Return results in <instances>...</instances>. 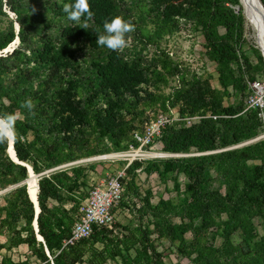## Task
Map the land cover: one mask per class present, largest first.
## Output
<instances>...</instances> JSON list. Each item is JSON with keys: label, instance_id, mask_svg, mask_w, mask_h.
Wrapping results in <instances>:
<instances>
[{"label": "trees", "instance_id": "16d2710c", "mask_svg": "<svg viewBox=\"0 0 264 264\" xmlns=\"http://www.w3.org/2000/svg\"><path fill=\"white\" fill-rule=\"evenodd\" d=\"M156 1L154 15L164 27H171L175 17L192 18L201 25L210 59L219 67L221 86L242 89L243 65L264 72V61L257 48H253L256 64L242 55V62L233 66V61L239 58L237 45L246 18L240 0ZM65 2L68 0H0V15H6V9L9 10L19 25L18 31L12 30L11 26L6 32H0V114H21L15 125L13 148L17 158L30 165L37 174L62 161L57 151L59 145L65 144L63 137L49 139L75 128H91L97 139H106L114 149H120L135 127L126 119L127 114L138 106L140 91L155 96L148 90L150 78L160 74L159 70L145 67L139 59L128 58L108 48L104 51L96 44L95 30L102 31L105 19L119 15L117 0H89L94 17L88 21V29L81 28L83 21L76 24L67 19L61 7ZM260 2L264 6V0ZM237 3L242 9L236 11L228 5ZM219 26L224 28V36L219 34ZM17 38L15 47L3 51ZM84 47L96 50L97 54L80 65L76 51ZM248 78L253 80L254 76L248 74ZM81 89L86 92L84 98L80 96ZM28 98L35 105L30 112L21 107ZM167 101L170 105H178L181 117L200 116L198 121L190 124L181 120L166 121L159 127L158 135L165 152L192 150L197 153L163 161L162 172L175 169L187 179L184 194H189L190 198L180 206L183 217L179 223L169 216L175 211L170 200L160 198L152 204L150 188L140 197V210L151 213L157 231L176 241L180 253L195 254L192 264H264V234L254 240L255 229L242 226L244 213L264 222V139L230 148L256 136L264 122V106L262 118L259 108L246 109L241 104L225 106L208 84L198 80L179 84L161 102L163 109H166ZM30 134L33 135L31 140ZM80 141L77 138L69 143L68 151L75 152ZM7 147L8 142L0 144L1 188L18 184L28 177L27 167L13 162L6 152ZM71 152H66V159H73ZM249 160L259 162L248 165ZM142 163V160L134 159L126 167L130 174L127 188L132 189L133 196H139L134 171ZM211 170L217 173L220 184L235 183L237 186L233 221L223 226L221 247L213 245L215 235L209 230L216 225L219 214L205 176ZM28 184L17 185L4 194L6 204L0 206V227L6 226L9 243H0V250L28 239L27 245L39 264H103L106 259L117 256L121 264H163L149 238L148 224H139L140 236L137 238L128 231L111 252H107L105 236L109 230L105 228L95 229L90 237L63 246L84 199L78 191L87 189L84 181L77 176L71 180L64 169L37 178V232L44 242L37 240L32 226L35 209L27 193ZM34 184L36 186V181ZM49 200L57 204L49 205ZM67 202H71V206L67 207ZM187 231L192 232L191 239L186 238ZM97 242L103 244L101 249L96 248ZM2 264L5 263L2 261Z\"/></svg>", "mask_w": 264, "mask_h": 264}, {"label": "rangeland", "instance_id": "374dc122", "mask_svg": "<svg viewBox=\"0 0 264 264\" xmlns=\"http://www.w3.org/2000/svg\"><path fill=\"white\" fill-rule=\"evenodd\" d=\"M117 2L120 6L119 15L125 20H130L135 26V30L128 34V46L121 53L128 58L139 59L145 67L151 70L160 71L158 77L155 75L151 76V86L148 87V90L154 92L155 96H150L144 91H140L138 106L134 107L131 113L126 116V119H129L135 127L130 132L129 137L122 142L120 149H114L106 139H97L96 133L91 128L86 130L75 128L65 135L61 134L49 139L58 140V138L63 137L65 144H62L61 147L59 145V150L57 151L62 161L42 170L38 174L33 173L39 176L43 172L46 174L64 169L66 174L71 177V180L77 176L79 180L85 182L87 189L78 191L82 192L81 197L84 198L91 188L96 186H102L103 188V183L108 182L112 177L119 176V180L125 185V189L121 201L112 208L115 220L113 222V230L107 231L105 236L107 238L105 243L107 252L113 251L115 243L127 236L128 231H131L135 238L139 237L138 226L141 223L143 226L148 224L150 230L149 238L160 254L163 264H192V258L195 254L188 256L180 253L177 250L178 243L176 241H171L166 235L157 231L154 223L155 219H153L151 213L140 210V197L144 195L146 189L150 188L152 191V204H156L160 198L170 200L175 211L171 212L169 216L173 222L179 223L183 217L180 206L190 198L189 194H184V184L187 179L182 174H177L175 169L162 172L163 161L168 158L191 156L197 153L192 150L178 153L165 152L162 150L158 135L160 132L159 127L166 121L181 120L190 124L198 121L200 116L184 115L181 117L177 104L170 105L167 101L166 109H163L161 102L164 98H168L182 82L198 80L203 84H208L223 105L234 106L241 104L247 108L253 100L258 98L262 97L264 102V95L258 93L255 88V84L258 82L264 84V72L262 70L253 71L243 65L244 87L242 89H235L231 85L223 87L219 83V67L216 62L210 59L207 40L199 23L192 18L175 17V22L171 27H164L154 15L156 12V0H117ZM228 5L236 8V11L241 8L238 3L237 5ZM6 12V15H0V32H6L11 26L12 30L17 31L15 15L7 9ZM47 24H49V21ZM218 32L221 36L225 35V30L222 26L218 27ZM13 42L14 40L10 43L11 45L9 44L10 47L7 45L3 51L10 50L18 43V41L16 43ZM103 48L104 51L107 49L106 47ZM253 48H257L260 51L264 61L262 54V51L264 53V47L258 43L256 31L245 18L243 35L237 45L239 58L237 61H233V66L236 67L237 63L240 64L242 62V55L249 57L252 64H256ZM96 54V50L92 51L88 47L76 51V57L80 65L84 64V60L88 61ZM248 74L253 75L254 79L249 80ZM80 96L83 98L86 96L85 90H80ZM253 109L255 108L253 107ZM32 138L33 135L30 134L29 139L31 140ZM77 138L81 139V145L76 147L75 152L68 151V144H71ZM261 139H264L263 121L257 130L256 136L250 139L252 140L251 142L247 140L230 148L241 147ZM66 152H71L69 154L73 155V159H66L65 157L68 156ZM134 159H139L143 162L134 171V182L139 196H133L131 194L132 189L127 188L130 174H128L126 167ZM258 162V160L247 161L248 165ZM205 176L219 212L216 217V225L209 230L215 235L212 240L213 245L221 247L223 243V226L230 220L233 221L234 203L238 197L237 186L235 183L220 184L217 173L212 170L206 172ZM21 185L25 186V183ZM16 186L17 184H10L5 188L0 187V206L3 202L2 195ZM48 203L49 205L57 204L54 200H49ZM65 205L69 207L71 202H67ZM242 218L244 219L242 226H252L257 234L254 240H258L259 235L264 234V222L262 219L259 217L250 218L245 213ZM185 236L187 239H191L192 232L187 231ZM27 242L28 239L18 244L7 245L3 252L2 261L5 264H18L17 262L19 264L23 262L39 264L40 261L33 257ZM95 246L101 249L103 244L97 242ZM131 252L132 254L134 253L133 250ZM14 260L19 261L16 262ZM103 264H121L120 257L106 259Z\"/></svg>", "mask_w": 264, "mask_h": 264}, {"label": "built area", "instance_id": "2783aa9c", "mask_svg": "<svg viewBox=\"0 0 264 264\" xmlns=\"http://www.w3.org/2000/svg\"><path fill=\"white\" fill-rule=\"evenodd\" d=\"M258 93L264 95V84L256 83ZM264 102L261 98L253 100L251 108H259V116L262 118ZM247 107L246 109H248ZM200 118V117H199ZM102 186H96L89 190L87 196L80 202L77 209V217L70 227V233L63 240V246L72 245L75 242L88 238L95 229L105 228L113 230L115 214L112 208L122 199L125 186L119 180V176L112 177Z\"/></svg>", "mask_w": 264, "mask_h": 264}, {"label": "clouds", "instance_id": "9594fccd", "mask_svg": "<svg viewBox=\"0 0 264 264\" xmlns=\"http://www.w3.org/2000/svg\"><path fill=\"white\" fill-rule=\"evenodd\" d=\"M61 7L68 20L76 24L83 21L81 28L88 29V21L94 17L89 0H68L62 3ZM134 30L135 26L130 20H125L120 15L112 16L104 20L102 31L95 30L98 37L96 44L112 51L123 52L129 43L128 34ZM21 107L30 112L35 105L33 100L28 98L22 102ZM20 115L18 112L0 114V144L10 142L15 137V125Z\"/></svg>", "mask_w": 264, "mask_h": 264}, {"label": "bare ground", "instance_id": "6f19581e", "mask_svg": "<svg viewBox=\"0 0 264 264\" xmlns=\"http://www.w3.org/2000/svg\"><path fill=\"white\" fill-rule=\"evenodd\" d=\"M240 2H242V6H243L244 13L246 15L248 23L256 31V37H257L258 43L263 45L264 47V13L262 12V9L259 6V3L257 2V0H240ZM262 54L264 56L263 51H262ZM10 154L14 158L13 152L11 149H10ZM34 181L35 180L30 176L26 179V182H25L27 184L29 183L28 190L32 197L34 196V193L36 195ZM34 225L35 227H37V221H36V224L34 221ZM38 237H39V234H38Z\"/></svg>", "mask_w": 264, "mask_h": 264}, {"label": "water", "instance_id": "95a60500", "mask_svg": "<svg viewBox=\"0 0 264 264\" xmlns=\"http://www.w3.org/2000/svg\"><path fill=\"white\" fill-rule=\"evenodd\" d=\"M257 2L259 3V6L261 7L262 12L264 13V6H263V4L260 2V0H257ZM244 16H245V15H244ZM16 26H17V27H16V30L18 31V30H19V25H18L17 23H16ZM17 41H18V38H17ZM15 43H16V41H15ZM13 47H15V46H13ZM251 141H252V140H249V142H251ZM13 145H14V141H13V139H12L10 142H8V147H7V150H6L8 156L10 157V159H11L13 162L18 163V164H21V165H25V166L27 167L28 177L31 176V177L36 181L35 189H38V184H37V178H38V175H35V174L33 173V170H32V168H31L30 165L28 166V164H26L25 162L20 161V160L17 158V156H16V154H15V151H14V148H13ZM10 149H11L12 152H13V156H14V158H13L12 155L10 154ZM42 174H44V172L41 173L40 175H42ZM28 177H27V178H28ZM27 178H26V179H27ZM26 179H25L24 181H22L21 183L17 184V185H20V184H22V183L24 184V183L26 182ZM27 193H28V196H29L30 200L33 202V205H34V209H35V217H34V220H35V224H36V217H37V214H38V212H39V206H38V202H37V196H36L35 193H34V196L32 197L31 194L29 193L28 189H27ZM34 220H33V221H34ZM32 226H33V228H34V230H35V232H36V238H37V240L43 242V238H42V236L37 232V231H38V228L35 227L33 223H32ZM38 234H39V237H40V238L38 237ZM44 250H45V252L48 254V249L46 248L45 245H44Z\"/></svg>", "mask_w": 264, "mask_h": 264}, {"label": "crops", "instance_id": "0c3cea01", "mask_svg": "<svg viewBox=\"0 0 264 264\" xmlns=\"http://www.w3.org/2000/svg\"><path fill=\"white\" fill-rule=\"evenodd\" d=\"M2 203L1 205H4L6 204L5 200H4V195H2ZM4 214H2L3 216ZM8 237H9V234H8V230L6 229V226H3V227H0V243L1 244H6V242L8 241ZM44 242V241H43ZM6 246V245H5ZM12 249H14L13 247H11ZM5 251V247L1 248L0 250V264H2V259H3V252ZM14 261H19V260H14ZM19 264V262H17ZM28 264H30L28 262Z\"/></svg>", "mask_w": 264, "mask_h": 264}]
</instances>
